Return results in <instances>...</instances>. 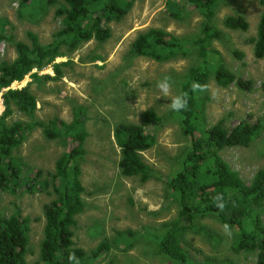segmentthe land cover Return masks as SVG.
Listing matches in <instances>:
<instances>
[{
	"label": "rangeland",
	"instance_id": "rangeland-1",
	"mask_svg": "<svg viewBox=\"0 0 264 264\" xmlns=\"http://www.w3.org/2000/svg\"><path fill=\"white\" fill-rule=\"evenodd\" d=\"M169 3L176 5V11ZM262 11L257 0L221 1L215 22L223 37L212 43L211 49L217 55H212L211 60L221 61L239 79L250 81L252 87L246 90L232 84L223 88L210 78L201 94L205 98L206 127L219 122L226 129L242 121L261 124V132L249 147L227 148L221 152L231 169L247 183L258 170L264 169V58L255 57L253 43ZM228 16L245 18L249 30L242 32L226 28L224 20ZM202 23L200 12L187 0H138L121 22L108 25L112 36L107 42L93 40L69 57L56 60L57 63H67L61 80L37 83L27 76L23 82L10 87L22 89L30 84L37 99L34 117L16 112L12 121L34 123L57 116L71 121L81 109L85 111L82 114L89 133L81 178L86 189L83 195L85 208L77 216L74 242L88 256L103 241L112 244L108 253L88 264H169L156 253V238L163 225L179 215V206L167 182L178 170L179 157L190 146L191 139L184 137L179 123L172 119L153 128L157 145L142 153L144 161L151 167V178L142 182L138 177L122 175L119 167L121 150L114 131L121 123L140 124L141 116L147 110L162 117L169 115L172 111L166 106L169 99L180 93L186 72L198 62L194 51L189 48L186 55L181 54L166 62H157L136 53L133 43L138 35L150 29H160L179 39L191 40L200 36ZM60 27L55 9H50L46 15L40 12L33 18L29 14L21 17L19 0H0V35L4 38L12 36L14 42L29 44L28 33L32 32L41 43L48 44ZM4 38L0 40V62H12L17 56L15 47ZM37 73L55 76L52 66ZM164 76L171 77L172 81L168 97L156 87L157 81ZM4 111L1 93L0 116ZM72 147V141L49 140L42 128L35 127L14 154L26 162L32 173L39 169L52 172L58 158ZM53 198L45 192L31 193L24 188L15 195L0 190L3 216H10L19 207L23 216L31 219L29 264L39 260L45 226L44 206ZM202 223L218 231L225 241L218 254L202 236L188 233L186 247L193 260L205 261L206 256H213L221 258L222 264L228 259L235 264H256L255 254L231 251L232 229H229L230 234H225L223 225L214 217L204 218ZM126 231L130 233L124 238L117 235Z\"/></svg>",
	"mask_w": 264,
	"mask_h": 264
},
{
	"label": "trees",
	"instance_id": "trees-1",
	"mask_svg": "<svg viewBox=\"0 0 264 264\" xmlns=\"http://www.w3.org/2000/svg\"><path fill=\"white\" fill-rule=\"evenodd\" d=\"M138 0H19L21 17L31 18L44 15L55 9L61 27L48 44L41 43L39 37L28 33L29 44L14 38L3 37L14 44L17 56L12 62H0V94L2 93L4 113L0 116V190L17 194L21 189L35 193L45 192L54 196L44 206L45 226L40 243L39 260L33 264H69V254L75 253L80 264L97 261L108 253L112 244L103 241L91 256L74 242V228L77 216L83 213L86 192L82 182V163L87 155L86 141L89 133L85 127V111L77 112L71 121L54 117L48 121L27 123L12 121L16 112L34 117L37 99L30 84L22 89H11L16 82H23L30 76L33 82L47 83L59 81L64 76L67 63H57L58 58L69 57L82 45L95 40L107 42L112 36L108 26L121 22ZM203 17L200 36L195 39H179L160 29H150L138 35L133 43L136 53L166 62L194 51L197 64L186 72L180 92H187L189 105L186 111H171L162 117L153 110L141 116L140 124H118L114 138L121 150L119 167L123 176L138 177L142 182L151 178V167L144 161L142 153L157 145V136L152 129L168 119L179 123L184 137L191 139L178 160V170L168 180L167 185L179 206V215L165 223L157 234L156 253L169 264H222L221 258L206 256L205 261H196L188 251L187 234L200 235L218 252L225 238L218 231L203 225L202 219L216 218L223 226L232 229L230 249L236 254H255L256 264H264V169L258 170L250 183L245 182L223 159L221 152L227 148L249 147L262 130L260 123L242 121L237 126L226 129L222 122L206 127L205 98L202 92L193 93L191 84H208L210 78L227 88L232 84L251 90L252 83L238 78L221 61L211 60L215 54L211 45L221 40L223 33L216 26V15L222 0H187ZM263 11L254 39V55L264 58V0H257ZM176 11V5L169 3ZM5 25V22H2ZM224 26L231 30L247 32L249 23L243 17L228 16ZM152 44V46L150 45ZM243 57L241 53L238 54ZM70 62V61H69ZM52 66L55 76L39 75L35 70ZM264 87V84H263ZM8 89V90H7ZM83 113V114H82ZM11 121V122H10ZM35 127L43 129L49 140L72 141L70 151L63 153L55 164L54 171L39 169L31 171L26 162L14 154L19 150L26 135ZM198 132L200 135L197 136ZM223 194L226 207L220 212L213 203V197ZM31 219L24 217L16 207L10 216L0 211V264H29ZM130 231L119 232L124 238ZM224 264H235L226 260Z\"/></svg>",
	"mask_w": 264,
	"mask_h": 264
},
{
	"label": "clouds",
	"instance_id": "clouds-1",
	"mask_svg": "<svg viewBox=\"0 0 264 264\" xmlns=\"http://www.w3.org/2000/svg\"><path fill=\"white\" fill-rule=\"evenodd\" d=\"M156 87L157 89H159V91L162 93L164 97H168L172 88L171 77L164 76L162 79L157 81ZM206 88H207L206 85H201L198 82H193L191 84V91L193 93L205 91ZM169 100L170 103H168L166 106L168 109L172 111L180 112L182 110L186 111L188 109L189 95L187 92H180L177 95L171 96ZM213 203L214 206L220 212H223L225 210L226 202L224 200L223 194H217L215 197H213ZM223 227L225 234H230L229 226L225 224ZM68 259H69V264H80V259L76 256L74 252L69 254Z\"/></svg>",
	"mask_w": 264,
	"mask_h": 264
},
{
	"label": "built area",
	"instance_id": "built-area-1",
	"mask_svg": "<svg viewBox=\"0 0 264 264\" xmlns=\"http://www.w3.org/2000/svg\"><path fill=\"white\" fill-rule=\"evenodd\" d=\"M34 72H37V70H35Z\"/></svg>",
	"mask_w": 264,
	"mask_h": 264
}]
</instances>
